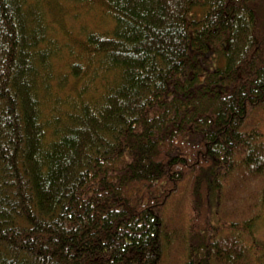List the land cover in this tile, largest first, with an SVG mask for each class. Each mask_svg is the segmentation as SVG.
<instances>
[{
  "label": "trees",
  "instance_id": "obj_1",
  "mask_svg": "<svg viewBox=\"0 0 264 264\" xmlns=\"http://www.w3.org/2000/svg\"><path fill=\"white\" fill-rule=\"evenodd\" d=\"M63 1L0 0V264H261L264 0Z\"/></svg>",
  "mask_w": 264,
  "mask_h": 264
},
{
  "label": "rangeland",
  "instance_id": "obj_2",
  "mask_svg": "<svg viewBox=\"0 0 264 264\" xmlns=\"http://www.w3.org/2000/svg\"><path fill=\"white\" fill-rule=\"evenodd\" d=\"M59 1H60L59 6H61L63 9L62 15L64 16V24L66 25L67 28L78 29L80 25L87 26L88 24L87 22L90 19V17L85 15L84 11L80 7L81 4L80 5L78 4V6L74 7L76 9L73 8L71 11H69L70 8L68 10L67 8H65L64 1L63 0H59ZM255 241L262 246L264 252V213L256 224ZM177 258L178 256H175L173 257V260L170 259L172 264H180L177 262ZM261 264H264V258H262Z\"/></svg>",
  "mask_w": 264,
  "mask_h": 264
}]
</instances>
